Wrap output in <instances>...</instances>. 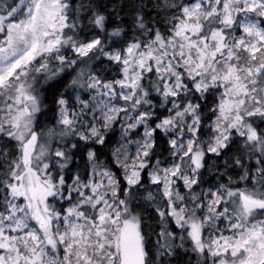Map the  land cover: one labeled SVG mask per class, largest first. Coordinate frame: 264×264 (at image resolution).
I'll return each mask as SVG.
<instances>
[{
    "label": "snow or ice",
    "instance_id": "6c2138e0",
    "mask_svg": "<svg viewBox=\"0 0 264 264\" xmlns=\"http://www.w3.org/2000/svg\"><path fill=\"white\" fill-rule=\"evenodd\" d=\"M0 264H264V0H0Z\"/></svg>",
    "mask_w": 264,
    "mask_h": 264
}]
</instances>
